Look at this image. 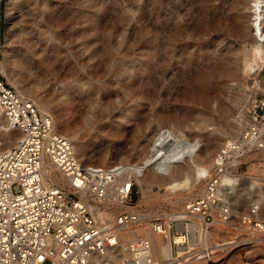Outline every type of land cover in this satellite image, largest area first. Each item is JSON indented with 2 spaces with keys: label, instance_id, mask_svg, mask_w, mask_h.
<instances>
[{
  "label": "rangeland",
  "instance_id": "1",
  "mask_svg": "<svg viewBox=\"0 0 264 264\" xmlns=\"http://www.w3.org/2000/svg\"><path fill=\"white\" fill-rule=\"evenodd\" d=\"M170 12L180 27L162 34L156 26ZM1 66L48 105L60 133L80 138L93 165L121 158L137 164L159 128L178 130L215 156L225 138L241 136L249 104L264 89V2L0 0V74L7 82ZM260 160L244 162L239 174L261 177L247 175ZM251 182L244 179L230 196L227 224H215L206 239L197 229L187 246H172L173 255L189 254L192 264H264V243L236 229L254 205L264 223L261 188L253 191ZM188 184L179 194L154 184L147 201L137 184L129 207L146 218L183 212L205 187ZM177 197L173 206L169 199Z\"/></svg>",
  "mask_w": 264,
  "mask_h": 264
},
{
  "label": "built area",
  "instance_id": "2",
  "mask_svg": "<svg viewBox=\"0 0 264 264\" xmlns=\"http://www.w3.org/2000/svg\"><path fill=\"white\" fill-rule=\"evenodd\" d=\"M0 111L8 125L22 134L12 148L0 152V264H114L116 260L119 264H162L148 237L123 242L111 228L97 221L90 209L91 204L106 200L130 206L137 185L134 178L126 177L132 166L82 164L69 139L52 131L51 118L41 115L36 105L18 94L1 74ZM247 114L248 123L241 136L216 153L204 195L184 205L185 216L180 221L171 219L166 225L165 217L144 218V214L120 211L114 218L118 228L127 230L147 223L159 235L168 229L169 241L179 249L188 245L197 229L206 232L215 224H227L229 207L213 210L212 206L219 202L220 184L234 186L243 159L264 150V89L252 99ZM44 156L65 180V188L44 185ZM247 178L254 182L253 191L258 190L256 179ZM257 179L259 196L264 198V173ZM82 194L89 201H82ZM258 212L257 205L250 207L239 217L236 229L249 240L264 243V223L257 218ZM177 234L183 238L180 243L175 241ZM177 254L174 256L172 250V264L193 263L189 254L185 259ZM96 257L100 263H96Z\"/></svg>",
  "mask_w": 264,
  "mask_h": 264
},
{
  "label": "bare ground",
  "instance_id": "3",
  "mask_svg": "<svg viewBox=\"0 0 264 264\" xmlns=\"http://www.w3.org/2000/svg\"><path fill=\"white\" fill-rule=\"evenodd\" d=\"M252 1L256 3L259 0H252ZM173 6H175V4H173ZM175 18H176L175 14L173 12H170L169 15L166 16V19L164 21L159 22V25L156 26V30L162 34L171 33L172 30L176 31L180 26L178 25V21L176 22L177 25H175ZM141 19L144 21V23H147L150 26L155 27L153 25L154 20L149 14L144 13ZM240 32L246 33L248 32V30L243 27L240 28ZM1 70L6 77L8 85L13 87L18 94L31 100L36 105L38 111L43 116H48L51 118L52 131L54 133L61 134L65 136L67 139H69V141L73 145L78 160L86 166L93 165L91 162L93 157L88 155L86 150L82 148L80 138H77L75 133H65V134L60 133L57 128L55 120L52 118V115L50 114L48 105L42 103L34 95H31L29 91L20 88L16 81L9 79L6 76L3 66H1ZM21 138H22V134L14 131L8 125V123L6 122V120L2 115V112L0 111V152L12 148L16 144L17 140ZM238 139L239 137L231 140L225 138L223 142L219 145L220 146L219 150L225 144ZM194 148H196V150ZM259 157H261V160H263L262 164L259 167H255L254 164L250 165L249 171H247L248 172L247 175L250 176V175L260 174L262 176V174L264 173L263 170L264 150L254 151L252 153H249L246 159L243 160V162L253 161L254 159H259ZM214 159L215 156L212 155V151H210L209 148H206L204 151L201 150L199 147V142L197 140L194 139V145H193L182 132L178 130L159 128L152 136L149 145L142 147V158L137 164L133 162H128L125 158H121L117 162H111V163L109 162L106 163V160H103L100 164L103 167H109L113 164H120V165L126 164L132 166L133 170L130 171L126 175V177L127 178L132 177L135 179L136 183L140 186L142 190L143 201H145L149 195V190L151 189V186L154 184H157L159 186L163 185L169 191L176 190L174 194L175 193L179 194L180 188L184 183L187 184L189 183L188 184L189 187L192 185V183H196V182L205 183L208 174L211 171L210 168L214 164ZM237 168L238 165L237 164L234 165L233 171L235 173L237 172ZM235 175H236V181L234 186L227 187L225 185V182L219 185L218 187L219 202L216 203L214 206H212L213 210L214 208L219 210L224 206H228L229 210L232 208L231 204L229 203V198L232 194L238 191L241 183L244 181V179L247 178L241 176L238 173ZM42 176H43L44 185H53L60 188H65L66 185L65 180L55 170V168H53V166L50 164L49 159L46 156L43 157ZM248 179L249 178H247V181ZM250 180L252 181V179H249V181ZM258 180L259 179H256L255 181L257 189L261 188ZM250 185L255 186L254 182H251ZM204 188L205 187H203V189L200 190L199 192L200 196L204 195V191H205ZM168 193H173V192H168ZM179 197L173 199L174 201L169 199L170 203L173 206H175L180 201ZM81 200L87 202L89 201V198L87 197V195L82 194ZM90 209L93 211L94 218L104 226H108L109 228H111L114 231V233L122 239L123 242L133 240L137 236L148 237L152 243L154 255L156 259L160 261L162 264H172L173 262L172 243L169 241L168 229H166L164 235H159L154 233L151 230V228L145 223L131 227L130 229L127 230L118 228L114 220L115 217L114 218L111 217L112 214L114 212H120V211H127V212L129 211L132 213L135 211L134 208H130L125 204H115L111 200L100 201V204H91ZM230 212L232 211L230 210ZM258 214L259 212L257 213V218L260 219L258 217ZM184 216H185V210L180 213H172L165 215L166 218L165 223L167 225L168 220L171 219L180 221ZM144 218H146V216H144ZM196 220H199V218L196 217ZM143 230L146 232V235H142L141 231L143 232ZM206 232L204 231L200 232L202 233V238L205 239L207 238ZM175 241L178 243L182 242L183 241L182 236L180 234H177L175 237ZM180 254L182 255V253ZM108 256L110 257L111 253ZM95 261L96 263H100V258L96 257ZM114 264H119L118 260H116Z\"/></svg>",
  "mask_w": 264,
  "mask_h": 264
}]
</instances>
